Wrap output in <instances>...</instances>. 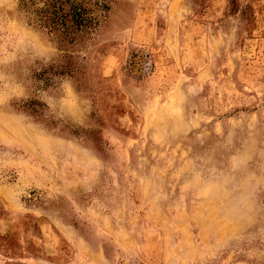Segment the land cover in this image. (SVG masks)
<instances>
[{
	"label": "rangeland",
	"instance_id": "1",
	"mask_svg": "<svg viewBox=\"0 0 264 264\" xmlns=\"http://www.w3.org/2000/svg\"><path fill=\"white\" fill-rule=\"evenodd\" d=\"M0 264H264V0H0Z\"/></svg>",
	"mask_w": 264,
	"mask_h": 264
},
{
	"label": "trees",
	"instance_id": "2",
	"mask_svg": "<svg viewBox=\"0 0 264 264\" xmlns=\"http://www.w3.org/2000/svg\"><path fill=\"white\" fill-rule=\"evenodd\" d=\"M21 8L29 23L72 42L80 35L90 37L110 10L111 0H21Z\"/></svg>",
	"mask_w": 264,
	"mask_h": 264
}]
</instances>
